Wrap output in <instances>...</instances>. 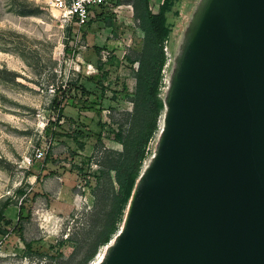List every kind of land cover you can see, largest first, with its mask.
I'll return each mask as SVG.
<instances>
[{
  "label": "water",
  "instance_id": "95a60500",
  "mask_svg": "<svg viewBox=\"0 0 264 264\" xmlns=\"http://www.w3.org/2000/svg\"><path fill=\"white\" fill-rule=\"evenodd\" d=\"M165 106L97 264H264V0H198Z\"/></svg>",
  "mask_w": 264,
  "mask_h": 264
},
{
  "label": "rangeland",
  "instance_id": "374dc122",
  "mask_svg": "<svg viewBox=\"0 0 264 264\" xmlns=\"http://www.w3.org/2000/svg\"><path fill=\"white\" fill-rule=\"evenodd\" d=\"M160 2L152 0L154 10ZM197 2L183 0L182 16L173 34L175 54ZM24 8L36 12L22 15ZM96 12L114 13L113 26L102 17L75 31L69 40V26L58 18L51 0H0V68L18 73L15 82L0 78V201L13 196L21 205L25 195L16 196V191L27 189L23 235L32 241L29 251L19 233L11 231L0 239V264H78L90 249L109 187L105 177L99 182L93 173L106 156L122 148L107 137L99 141L97 133L100 123L113 128L118 123L128 125L133 103L123 89L125 83L133 90L135 79L125 56H133L141 48L143 37L130 1L122 0L115 6L114 0H108L107 6ZM166 50L172 56L171 49ZM98 60L108 70L104 94L88 80L97 73ZM71 80L103 95L104 109L101 114L95 109L80 110L68 100L61 128H48L49 120L57 119L52 99L59 87L72 96ZM75 129L86 133L81 138L86 143L83 150L73 138L53 134L54 130L65 133ZM37 147L44 151L41 158L36 156ZM34 191L40 193L35 200L31 199ZM106 248H99L89 264H94Z\"/></svg>",
  "mask_w": 264,
  "mask_h": 264
},
{
  "label": "trees",
  "instance_id": "16d2710c",
  "mask_svg": "<svg viewBox=\"0 0 264 264\" xmlns=\"http://www.w3.org/2000/svg\"><path fill=\"white\" fill-rule=\"evenodd\" d=\"M128 1L133 7L136 26L143 32L141 48L135 50L133 56H125L132 68L135 85L133 90H130L129 86L124 83L123 90L128 93L132 101L133 110L128 114L126 127L118 123V126L113 128L100 123L101 128L97 133L98 140L101 141L103 137H107L119 143L122 148L113 150V154L106 156L105 161L100 163L101 167L98 171L93 173L99 177V182H101V178L105 177L109 184L107 203L99 214V222L94 225L90 249L78 264H89L90 261L94 260L99 248L107 246L123 226L137 181L154 153L155 146L153 144L156 145L166 109L167 78L169 81L174 67V59L171 60L176 55L173 53L175 42L173 34L176 21L180 20L182 16L183 0H161L157 5V10H154L152 0ZM114 4L119 6L122 4V0H114ZM106 6L107 4L100 7ZM100 7L94 8L85 25L90 26L103 17L108 26H113L114 13H97L96 9ZM35 12L30 8H24L20 11L22 15H32ZM80 29L81 27L76 25L68 27V39L74 38L77 34L75 31ZM167 47L171 49L172 56L167 54ZM67 50H69L68 47ZM97 69V73L90 75L88 80L96 84L104 94L108 88V84H106L108 70L101 60L97 62ZM17 76L18 73L14 70L0 68V78L7 82H15ZM68 86L69 90L74 91V94L68 96L66 89H62V87L57 89L52 99V108L57 112V119L56 121L49 120L48 128L53 125L61 128L59 122L61 117H64V109L68 100L80 110L95 109L98 114H101L104 109L103 95L100 96L96 91L89 89L78 80H71ZM107 128L109 133L105 134ZM57 133L73 138L79 149H85L86 143L81 139L86 136L83 129H75L65 133L53 131V134ZM49 158L50 154L47 155L46 160ZM28 194L24 187H19L16 191V196L23 197L25 195L23 202L29 198L27 197ZM39 195V192L34 191L31 199L35 200ZM23 202L18 205L19 202L15 201L13 196L0 201V239L8 236L11 231L18 232L27 249L32 251V241H26L23 235L25 220L22 213L24 210ZM13 208H16L14 215L12 213ZM64 242L66 241L61 243Z\"/></svg>",
  "mask_w": 264,
  "mask_h": 264
},
{
  "label": "built area",
  "instance_id": "2783aa9c",
  "mask_svg": "<svg viewBox=\"0 0 264 264\" xmlns=\"http://www.w3.org/2000/svg\"><path fill=\"white\" fill-rule=\"evenodd\" d=\"M51 4L62 22L80 28L87 23L94 8L108 4V0H51ZM36 156H44L41 147H37Z\"/></svg>",
  "mask_w": 264,
  "mask_h": 264
},
{
  "label": "bare ground",
  "instance_id": "6f19581e",
  "mask_svg": "<svg viewBox=\"0 0 264 264\" xmlns=\"http://www.w3.org/2000/svg\"><path fill=\"white\" fill-rule=\"evenodd\" d=\"M103 256H104V253H102V254L98 257V259L96 260V262H95L94 264H97L99 261H101V259L103 258Z\"/></svg>",
  "mask_w": 264,
  "mask_h": 264
}]
</instances>
